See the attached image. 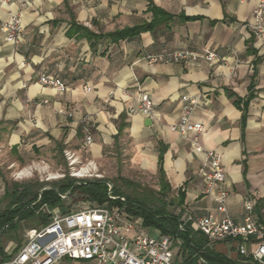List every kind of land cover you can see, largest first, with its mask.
I'll list each match as a JSON object with an SVG mask.
<instances>
[{
  "label": "crops",
  "instance_id": "obj_1",
  "mask_svg": "<svg viewBox=\"0 0 264 264\" xmlns=\"http://www.w3.org/2000/svg\"><path fill=\"white\" fill-rule=\"evenodd\" d=\"M152 5L171 19L134 38L108 37L153 22ZM255 6L253 0H36L27 8L0 2V185L6 162L15 168L33 162L35 154L54 160L70 151L82 162L101 163L105 151L129 142L134 165L158 180L162 152L171 197L186 186L182 220L215 213L216 203L198 175L204 155L169 129L182 116V96H202L194 116L205 128L200 145L222 156L228 212L243 223L250 198L256 202L253 217L264 227V42L249 27ZM10 12L22 18L17 46L2 30ZM182 50L215 51L226 62L146 59ZM42 75L62 80L68 92L43 86ZM140 92L154 101L151 126L130 113ZM0 191L5 196V186ZM259 242L252 238L246 251ZM211 246L233 259L246 257L235 241ZM176 248L181 252L180 240Z\"/></svg>",
  "mask_w": 264,
  "mask_h": 264
},
{
  "label": "built area",
  "instance_id": "obj_2",
  "mask_svg": "<svg viewBox=\"0 0 264 264\" xmlns=\"http://www.w3.org/2000/svg\"><path fill=\"white\" fill-rule=\"evenodd\" d=\"M35 1L0 0L6 5L20 3L23 8H27ZM253 1L256 2V6L249 27L255 38L264 42V0ZM2 30L7 42L17 46L23 35L20 14L10 12V17L2 24ZM146 59L152 64L226 62L215 51L196 53L182 50L149 55ZM39 82L43 86L53 88L61 95L69 90L68 86L56 77L42 75ZM181 102L182 116L178 122L170 125L169 129L182 140L189 142L194 152L204 155L205 160L198 169V175L205 182V194L216 203V212L202 217L188 216L181 221L179 230L184 232L187 225L191 224L198 232L204 234L211 244L227 240L235 241L242 255H246L253 262L264 264V227L253 217L256 202L247 198L243 223L233 220L227 207L229 192L225 187L227 176L223 168L222 156L219 152L205 150L200 145V137L205 128L200 121L195 120L194 116L202 105V96L183 95ZM130 113L153 119L155 105L151 95L140 92L135 105L130 108ZM69 116L73 117V114ZM82 124L85 125V142L90 145L93 138L87 129L86 120H83ZM64 156L71 177L82 179L101 176L95 162L83 163L70 151H65ZM35 169L37 170V167H26L20 170L16 177L20 179L32 177ZM24 171L27 172L23 173ZM55 176L56 178L53 179L66 177L59 171ZM55 176L51 175L49 179ZM45 189L48 188H43L41 192ZM59 196L66 200L70 192ZM110 198L115 200L119 197L110 196ZM119 199L126 203L125 198ZM93 204L88 203V206L81 210L67 212H63L60 207L49 209L45 205L49 221L29 230L25 244L14 254L0 255V264H177L173 253L178 241L175 236L151 234L150 229L144 227L143 220L128 213L125 205ZM252 238H257L260 242L254 251L248 253L246 247ZM199 264L206 262L200 258Z\"/></svg>",
  "mask_w": 264,
  "mask_h": 264
},
{
  "label": "trees",
  "instance_id": "obj_3",
  "mask_svg": "<svg viewBox=\"0 0 264 264\" xmlns=\"http://www.w3.org/2000/svg\"><path fill=\"white\" fill-rule=\"evenodd\" d=\"M150 11L154 15V21L148 24L125 28L110 33L108 37L117 42L126 38H134L142 31L152 29L157 21L161 19L168 21L171 16L166 14L158 7L152 5ZM85 32L90 33L86 28ZM91 34V33H90ZM159 182L160 190L158 193L159 206L151 208L141 201L125 198L119 190H113L112 194L107 192L105 180H88L85 182L67 175L59 183L52 185L51 189L41 190L47 185L36 182L35 184H19L13 183L12 190H7L5 196L10 198L11 206L8 210L0 213V234L5 229L15 227L18 221H23L32 218H39V224H46L49 221L47 214L38 216L37 211L43 207L48 206L53 209L62 203L60 194L70 192V196L81 195L84 199L94 202L98 205L108 203L110 205H125L126 210L133 216L139 217L143 220L145 228L155 231V236H175L177 240L181 241L182 248L180 254L184 259L182 264H199V259L205 260L206 264H259L251 261L249 258L241 256L233 259L227 255L219 253L211 246L207 237L191 228L188 224L186 231L181 232L179 225L182 221L184 203L186 199V186L183 185L177 190L176 196L171 197L172 188L165 177L163 169V154L160 152L159 156ZM110 196L125 198L126 203H123L119 198L111 199ZM169 199V200H168ZM169 208H179L180 212L175 214ZM0 255H4L0 247Z\"/></svg>",
  "mask_w": 264,
  "mask_h": 264
},
{
  "label": "rangeland",
  "instance_id": "obj_4",
  "mask_svg": "<svg viewBox=\"0 0 264 264\" xmlns=\"http://www.w3.org/2000/svg\"><path fill=\"white\" fill-rule=\"evenodd\" d=\"M125 141L126 140H124V142ZM125 145L126 146L124 147L118 146L111 152L105 151L103 154L104 157L102 162H95L99 169L98 172L101 175L99 178L86 177L77 180L81 182L95 179L105 180V185L109 194H112L113 190H119L122 193V196H124L125 198L129 197L131 199H136L151 208L159 206V201L157 199L160 190L159 180L155 175H152L140 169L138 166L134 165L132 161L134 157V152L130 149L129 142L125 143ZM57 156V159L53 160V158L51 157H44L35 154L33 162H29V164H27L26 166L19 165L15 168H11V166H9V163L6 162L2 165V180L0 188L2 189L5 186L6 191H11L13 183H19L24 185L35 184L36 182H39L44 183V185L46 184L47 188L51 189L53 184L59 183L62 180L53 179L56 178L55 175H57L58 171L64 173L65 176H70V169L67 165L64 153L58 154ZM30 166H33L34 168L37 167V170L35 169L32 177H24L23 179L16 177V174L20 170ZM49 174L55 177L49 179L51 177V175L49 176ZM61 200L62 203L57 207H60L63 212L81 210L84 207L88 206V203H94L84 199L81 195L69 196L68 199ZM10 206V198H8L7 196H3L2 191H0V213L8 210ZM47 208L45 206L41 207L37 211L38 216H42V214H47ZM169 209L173 211L175 210V208ZM39 223V218L37 217L18 221L15 227H12L11 225L10 228L5 229V231L0 234V247L2 248L5 255L9 256L10 254H14L18 249H20L21 246H23V244H25L27 240V234L29 230L33 228H38L40 225L43 224ZM150 233L153 235L155 234V232L152 230H150ZM178 252L179 249L177 248L173 251L174 255H177V264H182L184 259L181 257V255H179Z\"/></svg>",
  "mask_w": 264,
  "mask_h": 264
},
{
  "label": "water",
  "instance_id": "obj_5",
  "mask_svg": "<svg viewBox=\"0 0 264 264\" xmlns=\"http://www.w3.org/2000/svg\"><path fill=\"white\" fill-rule=\"evenodd\" d=\"M145 125L146 126H151L152 125V119L147 118L146 121H145Z\"/></svg>",
  "mask_w": 264,
  "mask_h": 264
},
{
  "label": "bare ground",
  "instance_id": "obj_6",
  "mask_svg": "<svg viewBox=\"0 0 264 264\" xmlns=\"http://www.w3.org/2000/svg\"><path fill=\"white\" fill-rule=\"evenodd\" d=\"M24 172H25V171H24ZM24 172H23V173H24ZM23 173H22V174H23ZM79 176H80V177L82 176V172H81V174H79Z\"/></svg>",
  "mask_w": 264,
  "mask_h": 264
}]
</instances>
